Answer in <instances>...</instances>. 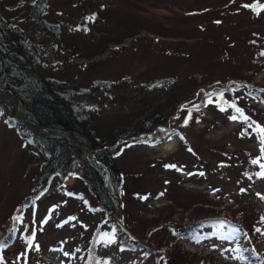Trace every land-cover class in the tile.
Masks as SVG:
<instances>
[{
  "label": "trees",
  "instance_id": "obj_1",
  "mask_svg": "<svg viewBox=\"0 0 264 264\" xmlns=\"http://www.w3.org/2000/svg\"><path fill=\"white\" fill-rule=\"evenodd\" d=\"M96 1L66 0L69 7L60 15L63 20H69V22L64 23H50L45 19L48 0H22L17 7L23 3L26 4L28 13L24 18L7 13V11H0V115H7L8 111L15 117L12 122L9 114L7 122L16 129L23 144L33 147L38 155L41 161L39 167L37 166L38 176L42 177V182L75 178L77 183L86 188L96 201L94 205L84 202L91 213L99 215V221L88 248L78 256V264H112L106 256L99 254L100 251L108 249H114L119 256H122L121 264H218L219 260L212 255L199 258L195 254L192 256L179 255L170 250L162 254L160 249L164 247L173 249V245L176 246V243L182 240L185 242L203 240V243L209 244L210 240H216L217 244H221L232 238L238 239L235 247L237 252H243L248 258H259L255 247H252L254 232L259 228L252 221L249 222L248 216L251 215H244L243 218L247 219L239 225L235 221H230L227 215L221 216L220 212L209 214L210 210H205L187 223L161 219L155 220L146 227L129 208V202L126 201L127 177L120 164L132 147L141 146L142 143L153 146L158 139L161 140L163 136L161 131L148 136L158 128H166L169 133L179 135L182 142L187 141L189 144L191 140L188 133H197V137H193L191 133L194 139L192 145L201 148V134L211 129L214 130L215 123L225 126L233 115L241 121L240 129L236 130L237 133L236 131L233 133V135L236 133L237 142H244L252 136L260 142L253 129L256 124L264 127V110L257 109V106L252 104V100H259L264 104V92L256 89L244 73L252 67L256 72L264 70V55H261L264 53V30L261 32L248 28L243 31L244 33H237L234 36H221L222 39L221 37L212 38L213 40L206 38L207 43L215 45L217 52L225 53V56L219 57L217 61L218 64L226 67L217 70L222 73V76L199 70L181 73L179 77L181 79L168 75L139 82L140 87L146 91L165 90L169 92L177 87L179 80L182 84L178 87V93H171L168 96L166 104L147 109L149 110L148 115L140 120L135 118L132 129L119 131L116 125L117 129L101 135L98 129L93 128L91 123L80 117L76 107L77 98L105 91L114 85L116 88L125 84L130 85L133 82L137 83L139 79L130 76H122L117 81L93 78V73L90 72L95 65L81 64L78 66L73 62L74 59L90 58L97 53H102L108 44L120 43L122 39L135 35L131 19L128 20L127 15L123 16V7L118 10L121 0ZM261 4H264V1L256 0L250 5L260 6ZM244 9L254 14L251 7H244ZM110 15L116 20H124L122 30L117 33L115 40L108 36H101L96 40L93 37L94 33L107 32L102 29L117 22L114 20L109 23L107 17ZM93 16L94 19H88ZM261 16L254 17V20L258 21ZM132 19L133 21L138 20V17H132ZM216 19L212 20V28L220 29L223 33L224 20L219 17ZM125 21H128V24ZM64 25L66 29H69V33L60 35V26ZM44 39L47 41L42 46L41 42ZM236 48L238 51H246L250 54L248 56L250 60L247 61L248 66L244 69L240 63L242 61H238L233 55V50ZM61 50L69 54V62L74 66L75 74L69 77L65 71L62 72L61 77H58L56 71H59L57 67L60 65L52 63V57L59 54ZM112 51L120 56L128 49L115 48ZM78 68L82 70V74L79 73ZM89 69V75L79 80L81 75L84 76ZM214 80L222 86H213ZM232 104L243 109L244 115L250 117V120L244 122L242 118H239L240 114L230 106ZM166 108H168L167 113ZM203 109L212 112L213 125L198 131L194 130V126L200 122ZM186 119L187 124H185ZM230 120L233 121V119ZM253 121L256 123L251 128L248 127V124ZM125 125L126 128L131 126L127 123ZM236 148L234 152L213 149L210 157L212 160H218L215 168L203 172V175L195 174L194 167L185 168L184 170L189 171L188 178L195 181V178H203L213 170H218L224 176L231 173L229 176L233 179L235 188H240L249 194L247 189L251 190L257 183L258 186L264 183V178L256 175L261 172L260 166L251 163L253 159L261 156V142L257 153H252L243 146ZM226 157H230L231 160L225 159ZM260 163L264 164V159ZM171 164L174 163L164 158L149 163L147 174L144 176L147 182L153 183L151 186L153 189H146L143 193L139 192L142 196L146 195V199L135 198L139 206L148 202L153 193L162 196L161 193L167 194L172 184L178 187L179 184L173 183V180H162L159 177L160 172L163 173L172 168L166 167ZM244 164L246 165L243 168ZM219 167H224L227 174ZM140 177L142 175L138 178ZM206 182L210 187H214L218 197H223L222 192L216 189L212 182L207 179ZM39 183L36 178L34 185H39ZM262 191L264 193V185ZM253 194L259 193L253 191ZM259 195L257 197L264 200V197ZM27 206L28 203L22 204L21 208L25 209ZM19 217V215L14 217V222L6 233L14 234L12 226L17 224ZM105 233L108 235L105 236ZM8 235L0 239V260L4 258L3 255L10 243ZM223 236L230 238L223 239ZM110 240L111 242H108ZM212 243L217 246L216 243ZM215 245L213 246L216 247ZM217 253L221 254V252Z\"/></svg>",
  "mask_w": 264,
  "mask_h": 264
},
{
  "label": "rangeland",
  "instance_id": "obj_2",
  "mask_svg": "<svg viewBox=\"0 0 264 264\" xmlns=\"http://www.w3.org/2000/svg\"><path fill=\"white\" fill-rule=\"evenodd\" d=\"M255 1H119L118 10L123 7V16L127 15L126 18L131 19L135 35L122 39L120 43L108 44L102 53H97L90 58L74 59L73 62L78 66L81 64L95 65L91 72L89 69L84 76L81 75L79 80L88 76V72H90L93 73V78L117 81L122 76H130L138 78L139 81L116 88L114 85L105 91L78 97L76 107L80 117L91 123L92 127L98 129L101 135L113 131L116 125H118L119 131L132 129L135 118L140 120L148 115L149 110L147 109L166 104L168 96L171 93H178V87L182 84V81L179 80L177 87L169 92L165 90L146 91L140 87L139 82L168 75L181 79L179 78L181 73L199 70L222 76V73L217 70L226 67L225 65L221 66L217 61L219 57L225 56V53L217 52L215 45L207 43L205 39L234 36L248 28L263 32L264 11H261L263 9L259 10V14L253 9L254 14L244 9L245 5H250ZM257 1L263 2L264 0ZM20 3L22 0H0V11H7V13L24 18L28 9L24 3L17 7ZM68 7L69 4L66 0H48L44 17L50 23L69 22V20H63L60 15ZM256 7L259 9V6ZM259 16L261 19L254 20V17L258 18ZM132 17H138V20L133 21ZM218 17L224 20L223 33L220 29L216 30L215 27L213 29V25H211L212 20L215 21ZM113 18L112 15L107 17L109 23L116 20ZM116 21L110 27L102 29L111 34L102 31V34L94 33L93 37L97 40L101 36H108L115 40L117 33L122 30L124 20L117 19ZM125 22L128 24V21ZM59 32L60 35H64L69 33V29H66L65 25L60 26ZM96 40L95 42H97ZM46 41L47 39H44L41 45H45ZM115 48H124L128 51L119 56L112 51ZM68 55L65 50H61L59 54L52 57V63L60 65L57 67L59 71H56L58 77H61L64 71L68 77L75 74L74 66L70 64ZM233 55L238 61H242L240 63L243 69L248 66L247 61L250 60L248 57L250 54L246 51H238L236 48L233 50ZM78 70L82 74V70L79 68ZM244 76L249 77L251 84L256 89L264 92V70L256 72L252 67L244 73ZM215 81L213 86H222ZM189 93L191 95L192 91ZM252 104L257 106V109L264 110V104L259 100H252ZM168 108L165 109L166 113ZM202 112L200 122L194 126V130L198 131L213 125L212 112L207 109H203ZM9 114L13 122L15 117L10 112L7 111V115H0V239L9 234L10 242L0 264H78V256L88 248L99 221V215L91 213L84 202L94 205L96 201L86 188L77 183L75 178L52 179L48 184L42 182V177L38 176V167L41 161L33 147L24 145L19 139L16 129L9 125L7 122ZM126 123L131 126L126 128ZM214 125V130L211 129L201 134V148L192 145L194 139H192L191 133L193 137H197V133H188L191 140L189 144L187 141L186 143L182 142L179 135L169 133L167 129L162 130L164 134L155 145L148 146L142 143L141 146L132 147L123 160L120 158V167L127 177L126 201L129 202V208L135 212L136 217L146 227L155 220L161 219L187 223L205 210H210L209 214L220 212L221 216L227 215L230 221H235L239 225H242L247 219L243 218L244 215H251L248 216L249 222L252 221L261 230L254 232L252 243L259 258H248L244 256L243 252H237L235 249L237 238H232L221 244H217L216 240H210V244L203 243V240L200 242L182 240L178 241L176 246L173 245V249H168L179 255L192 256L195 254L199 258L212 255L216 260H219L218 264H264V220H260L264 217V200L257 197L259 194L260 197H264L262 191L264 183H260L259 186L257 183L251 190L247 189L250 192L248 194L240 188H235L233 179L229 176L231 173L227 174L224 167L219 168L226 172L225 176L218 170H213L203 178H195V181L189 179V171L184 170L194 167L193 172L199 175L214 169L218 160H212L210 157L213 149L234 152L236 147L243 146L245 149L251 150L252 153L259 152L260 142L253 136L244 142H237L235 134L240 129L241 121L239 119L233 121L229 119L225 126L216 123ZM159 129L148 136H152ZM235 131L236 133L233 135ZM163 158L168 162H173L174 164L171 165H175V167L165 170L163 173L159 171L160 179L173 180V183L179 185L176 187L172 184L167 194L162 196L153 193L148 202L139 206L135 198H144L146 195L142 196L140 193L145 192L146 189H153L151 188L153 183L147 182V178L144 176L147 174L149 163ZM225 159L231 160L230 157ZM140 175L142 177L138 178ZM36 178L40 182L39 185H34ZM206 179L222 192L223 197H218V193L215 192L214 187L208 185ZM197 180H199L198 183ZM57 182H63L65 185L60 192H58L59 189L56 191ZM154 185L159 186L158 184ZM43 190L46 192L41 194ZM253 191L259 194H253ZM27 203L28 206L22 209V204ZM147 208L149 210H146ZM18 215L20 217L16 221L17 224L12 226L14 234L6 233L14 222V217ZM73 217L74 219H70ZM33 234L34 238L30 245L28 241L30 237H33ZM217 252H221V254ZM99 254L106 256L112 264H121L123 259L114 249L100 251Z\"/></svg>",
  "mask_w": 264,
  "mask_h": 264
},
{
  "label": "snow or ice",
  "instance_id": "obj_3",
  "mask_svg": "<svg viewBox=\"0 0 264 264\" xmlns=\"http://www.w3.org/2000/svg\"><path fill=\"white\" fill-rule=\"evenodd\" d=\"M245 7H251L254 11H257V14H259V10L260 9H264V4H261L260 6H259V9H257V7H256V5H245ZM95 17L93 16V17H89L88 19H94ZM261 55H264V53H261ZM222 95V94H221ZM231 107H233L234 109H235V112L236 113H239L240 115H239V118H242V120L244 121V122H248L249 120H250V117H248V116H246V115H244V112H243V109H241V108H239V107H236V105L235 104H232V105H230ZM223 110V109H222ZM230 119H233V120H236V119H238V117L236 116V115H233V116H231L230 117ZM256 122H252V123H249L248 124V127H252L253 126V124H255ZM185 124H187V119L185 120ZM253 131L254 132H256V134H257V136H258V138L260 139V142H261V156L260 157H257V158H255V159H253L252 161H251V163H253V164H257V165H259L260 166V168H261V172L260 173H257L256 175H258L259 177H261V178H264V164H261L260 163V161L262 160V159H264V127H262V126H260L259 124H256V126H255V128L253 129ZM169 139L171 138L170 137V135H169V137H168ZM189 151H191V149H189ZM166 167H175V165H166ZM201 175H203V173H200ZM250 179H251V177H249ZM243 191V190H242ZM161 195H163L162 193H161ZM145 199H146V197H144ZM70 219H74V217L73 218H70ZM262 220H264V217H262ZM46 222V221H45ZM65 223H67V221H65ZM256 231H260V229H256ZM105 236H107L108 234L107 233H105L104 234ZM34 238V234H33V237H30L29 238V244L31 245V240ZM223 239H229L230 237L229 236H223L222 237ZM108 242H111V240L110 241H108ZM67 255V254H66Z\"/></svg>",
  "mask_w": 264,
  "mask_h": 264
}]
</instances>
